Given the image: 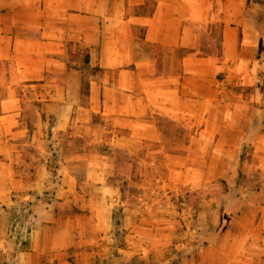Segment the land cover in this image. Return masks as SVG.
<instances>
[{
    "label": "crops",
    "instance_id": "1",
    "mask_svg": "<svg viewBox=\"0 0 264 264\" xmlns=\"http://www.w3.org/2000/svg\"><path fill=\"white\" fill-rule=\"evenodd\" d=\"M0 264H264V0H0Z\"/></svg>",
    "mask_w": 264,
    "mask_h": 264
},
{
    "label": "rangeland",
    "instance_id": "2",
    "mask_svg": "<svg viewBox=\"0 0 264 264\" xmlns=\"http://www.w3.org/2000/svg\"><path fill=\"white\" fill-rule=\"evenodd\" d=\"M98 133L100 134V131L98 130ZM72 143H79V141L72 142ZM81 143V142H80ZM69 144V143H68ZM71 145V147H73ZM54 148V147H53ZM57 161V159H56ZM53 165L57 164L55 161L52 163ZM135 164H137L136 168L137 170L132 174L131 179L133 185L130 187H127L125 190V197L129 198V201L133 204H138L139 196H144L146 199H149L153 203V211L157 210L160 207L166 208L170 215L173 216L176 215V212L183 211L188 213V211L191 213L188 217V219H185L187 222L192 219L194 215V209L195 206H191V204L204 201L205 198H208L210 196H219L221 194V191H223L222 188H216V189H209V188H199L197 190H189L184 185H181V181L184 180V178L181 177H174L173 175H169L166 179V182L170 183L169 185H166L165 187L161 186L159 175H161L158 171H151L147 163H142L141 161L137 160L135 161ZM165 178V175L162 174ZM243 179V175H235L234 178L231 180L229 179V182L235 185L233 186V191L238 192L240 190L239 186L237 185L238 181ZM172 183V184H171ZM135 184V185H134ZM137 184V185H136ZM147 186V187H145ZM183 187V188H182ZM227 188V185L225 186ZM239 194V193H238ZM234 193L231 194L229 198V202H231L228 206L230 208L233 207L234 203ZM161 204V205H160ZM31 205V204H30ZM28 205V211L23 212L21 205L18 207V210L13 211V216L17 218V221H24L25 223L20 222V226L22 224L27 225L24 216L31 215L33 206ZM169 205V206H168ZM183 209V210H182ZM174 210V211H172ZM191 222V221H190ZM193 223V222H192ZM186 228V225L184 226ZM117 240L120 242L122 240L121 231L118 230Z\"/></svg>",
    "mask_w": 264,
    "mask_h": 264
}]
</instances>
